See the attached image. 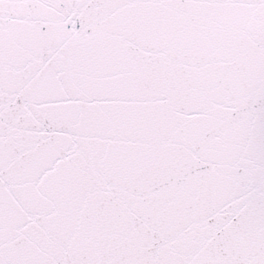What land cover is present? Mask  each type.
<instances>
[{
	"label": "snow or ice",
	"instance_id": "6c2138e0",
	"mask_svg": "<svg viewBox=\"0 0 264 264\" xmlns=\"http://www.w3.org/2000/svg\"><path fill=\"white\" fill-rule=\"evenodd\" d=\"M0 264H264V0H0Z\"/></svg>",
	"mask_w": 264,
	"mask_h": 264
}]
</instances>
